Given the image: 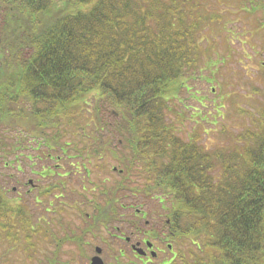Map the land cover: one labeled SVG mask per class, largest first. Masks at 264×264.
Segmentation results:
<instances>
[{"label":"trees","instance_id":"obj_1","mask_svg":"<svg viewBox=\"0 0 264 264\" xmlns=\"http://www.w3.org/2000/svg\"><path fill=\"white\" fill-rule=\"evenodd\" d=\"M198 1L0 0V171L15 162L26 175L38 154L44 157V146L61 155L49 165L55 174L62 160L75 166L87 159L110 172L116 165L113 182L106 176L100 184L110 187L115 212L126 193L139 206L145 197L154 201L152 215L176 246L169 264H264V105L258 102L256 111L237 107L246 121L239 130L222 122L229 145L200 142L195 129L185 138L168 119L169 103L181 102V89L204 105L205 95L189 82L212 76L201 72L206 26L220 25L222 41L229 42L225 11ZM258 3L264 15V0ZM212 33L209 44L217 42ZM259 90L251 84L253 94ZM92 91L117 114L108 127L112 134L96 125L86 132L79 101ZM34 130L38 139L29 144ZM63 176L46 187L64 183ZM48 189L35 200L44 202ZM7 192L0 176V259L5 238L9 250L17 246V219L30 208ZM34 249L24 243L29 259Z\"/></svg>","mask_w":264,"mask_h":264},{"label":"rangeland","instance_id":"obj_2","mask_svg":"<svg viewBox=\"0 0 264 264\" xmlns=\"http://www.w3.org/2000/svg\"><path fill=\"white\" fill-rule=\"evenodd\" d=\"M198 2L204 5L205 8L216 10L223 9L225 11L224 17L227 21V29H229L227 30L228 35L225 39L229 38V42H225V40L224 42L222 41L220 36L221 32L217 31L221 27L220 25L212 24L209 27L206 26L204 37L200 39L199 42L200 50L202 49L200 59H203L201 72H203V74H210V76L212 74V76L208 79L200 76L193 77L189 82L191 87H195L194 89L200 91V95H202V93L205 95L206 99L204 100V105L194 100L189 92L181 89L182 93L178 95L181 102L173 98L169 103L168 119L175 122L174 124L179 133H182L185 138L192 134L195 129L201 134V139H199L200 142L204 141L209 146H214L219 143H226L229 145L233 140L225 141L226 135L222 134V130L220 131L222 122H224L225 127H228V123H230L231 127H229V129L232 131L239 130V128L245 125L246 121L244 120V116L237 111V107L256 111V108H259L258 102L264 105V72L261 71L262 69L258 65L259 60H264V15L260 8V3H258L259 0H200ZM252 6L254 7L252 8ZM210 31L213 32V35H211L214 36L217 41L211 42L212 44L207 42V40L213 38H210ZM258 48H260V54H256L255 52ZM199 72L200 70L196 73ZM251 84H256L258 86L260 89L258 93L253 94L251 91ZM211 86L215 87V92L210 90ZM216 92H219V97L214 96L217 94ZM182 94L184 96H182ZM219 98L223 99L219 100ZM213 100L215 103H212ZM233 100H235V102H232ZM182 103L187 105L182 106ZM183 107L185 108V119H181V117L179 118L177 116L179 113L184 112ZM194 107H201V110ZM78 110L80 111L79 116L82 115L83 118L84 116L88 118H84L88 122L85 128L86 132L90 134L94 125L103 132H109L108 127L110 130L112 129V125L116 118L115 116H117V114L112 111V107L107 100L101 97L99 98L95 91L89 92L79 101ZM202 110L206 111V115H204ZM96 111H98L97 114ZM218 113L220 114L218 115ZM95 115L98 116L99 121L95 119ZM207 117H209L208 121H212L213 123L208 122L206 120ZM200 119L203 120H201L199 126H197L196 122H199ZM15 132L16 131H14V133ZM31 133L34 135L33 137L29 136L27 142L29 144H34L38 139V133L36 130ZM109 133L112 134V132ZM68 136L66 138H69ZM45 147L46 146H44L42 150L47 154L50 150ZM68 151L73 152L72 149ZM58 152L60 153V151ZM56 156L57 155H53V157L50 158L51 160L47 158L44 162H51L52 165H55L53 162L58 159ZM75 158L79 160V157ZM107 158L110 159L112 163L114 162L111 156H107ZM80 161H78V164L81 166L78 164L74 166L68 165L67 162L62 160L64 167L61 166L59 174L49 172V166L42 167L41 161L37 163L38 167L35 165L31 167L26 175L25 171L21 172L17 169L15 162L7 164L2 169L3 173L0 171V176H2L8 187L7 195L14 199H21L30 206V208H28V213L21 214L20 219H17L22 221L16 225L19 229L18 239L14 241L17 243V246L11 247L12 249L9 250L8 246L11 245L10 239L5 238L4 241H2V250L4 251H2L0 264H61L62 262L72 260L73 254L74 258L78 257L77 244L73 241L72 237L79 232H85L84 234L86 235V227H88V224L91 222L89 220L94 215L92 212L93 205L89 204L88 198L80 194V191L84 193L87 192V196L92 197L96 188L94 190L91 186L98 185L99 188L102 178L108 176L106 180L109 181L108 178L111 176L113 182L112 168L111 172L107 170H98L90 166L86 160ZM81 163H86L88 165L90 168L89 175ZM65 167H70V169L73 170L72 174L70 173L72 175L71 177L66 175L65 170H67V168ZM63 175L67 178L68 190L74 189V192L72 194L68 193L67 196L64 197V209L57 214L52 213L54 215L51 216L50 213L53 212L52 209H54V203H56L55 197L52 196V194L47 197L52 201L50 204L47 202V199H45L44 202H37L35 199L38 198L37 193L41 188L47 186V184L51 182H55ZM17 177H19L20 180H18ZM138 179L142 182L141 180L143 177H139ZM76 190H79V193H77ZM24 196H26L27 201L24 199ZM104 197L105 194L98 192L97 198L99 201H102ZM134 197H132L130 193H126L125 197L122 199L119 198L122 205L117 207L118 210L113 216L116 225H121L123 223V219L127 215L125 214L127 209H133L132 206L129 208L127 207L129 202L137 206ZM142 203H145L143 207L148 209L150 214L156 206L154 201L147 200L146 197L145 201ZM103 204L105 205V203ZM45 205L51 209L50 212L46 209ZM143 207L139 208L142 209ZM150 214H148L147 218H150ZM132 216L135 217V215ZM27 217L29 219V224L27 222ZM137 218L139 219L138 215ZM130 219L133 220L132 217H130ZM138 219H136V221H138ZM142 220H144V218H142ZM32 227L36 229V232L31 230ZM131 227H134V225L131 224ZM45 229L48 230V236L57 235L61 236L62 239L59 241H51L44 238L42 232H46ZM26 233H31V236L27 238V240H25ZM28 242L35 245L31 259L26 256L23 250L24 243ZM6 254L7 258L4 259ZM129 255L130 252L126 248L123 258ZM164 256L165 253H161V258ZM107 257L111 260L113 257L115 258V254H108ZM132 258L134 257L132 256ZM147 264L158 263L154 262Z\"/></svg>","mask_w":264,"mask_h":264},{"label":"flooded vegetation","instance_id":"obj_3","mask_svg":"<svg viewBox=\"0 0 264 264\" xmlns=\"http://www.w3.org/2000/svg\"><path fill=\"white\" fill-rule=\"evenodd\" d=\"M46 148L49 149L48 146H46ZM44 154L43 158L38 154V158L40 157L41 159H39V161H41L42 167L50 165V162H44V160L47 158L50 159L53 155H56H52L51 152L47 154L44 152ZM66 154L67 153L64 155L67 156ZM60 156L61 155L57 154L56 158H60ZM86 162L88 163V161ZM81 164H83V168L86 169L89 175L90 168L88 165L86 163ZM90 166L92 165L90 164ZM112 168L116 169V165H112ZM65 173H69V170H65ZM62 180L64 183L54 187V189H51V185L48 186L52 191L46 186L43 187L49 190V193L45 195L46 198L52 194L56 199L54 209H52L53 212L50 213L51 216L54 215L52 213L57 214L64 209V197H66L68 193L72 194L74 192V189L68 190L67 178L63 176ZM91 187L94 190L96 188L92 197H88L87 192L84 193L80 191V194L88 198L89 204L93 205L92 212L94 215L90 218L89 221L91 222L88 224V227H86V235L84 234L85 232H79L72 237L73 241L77 244L78 257L74 258L73 254L72 260L62 262L61 264H147L154 262L162 264L163 262H169L175 256L176 246L173 241L167 237L166 227L164 228L160 219L153 217L152 212L150 214V211L143 207L145 203H142L141 206H134L129 202L127 207L129 208L132 206L133 209H127L125 213L127 215L123 219V223L121 225H116L113 217L115 213V203L110 187L107 185L102 186V184H100L99 188L98 185H93ZM76 192L79 193V190H76ZM98 192L105 194L102 201H99L97 198ZM50 200V198H47L49 204L52 203ZM103 203H105V205ZM119 204L122 203L120 202ZM84 207L86 208L85 204ZM139 207L143 208L140 209ZM46 209L49 210V212L51 211L48 207ZM148 214H150V218H147ZM132 215H135V217ZM130 217H132L133 220H131ZM142 218H144V220H142ZM136 219H138V221H136ZM131 224H133L134 227H131ZM51 238L55 239L53 235ZM57 239V241H59L62 237L58 236ZM126 248L129 250L130 255L123 258ZM161 253H165V256L162 258ZM108 254H115V258L113 257V259L109 260L107 257ZM131 255L134 258H132Z\"/></svg>","mask_w":264,"mask_h":264}]
</instances>
